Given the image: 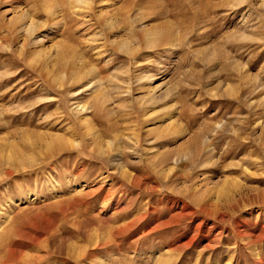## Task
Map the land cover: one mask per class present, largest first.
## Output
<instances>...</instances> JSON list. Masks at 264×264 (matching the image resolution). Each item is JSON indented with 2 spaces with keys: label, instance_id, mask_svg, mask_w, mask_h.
<instances>
[{
  "label": "rangeland",
  "instance_id": "obj_1",
  "mask_svg": "<svg viewBox=\"0 0 264 264\" xmlns=\"http://www.w3.org/2000/svg\"><path fill=\"white\" fill-rule=\"evenodd\" d=\"M42 219L38 264H264V0H0V260Z\"/></svg>",
  "mask_w": 264,
  "mask_h": 264
},
{
  "label": "bare ground",
  "instance_id": "obj_2",
  "mask_svg": "<svg viewBox=\"0 0 264 264\" xmlns=\"http://www.w3.org/2000/svg\"><path fill=\"white\" fill-rule=\"evenodd\" d=\"M88 5V4H87ZM88 7H90L89 5H88ZM22 13V12H21ZM130 13V12H129ZM20 17L19 18H23V17H21V16H23L22 14L21 15H19ZM27 16V15H26ZM18 18V17H17ZM32 18V17H31ZM137 18V15L136 16H134L133 17V15L130 13V14H128V17H127V19H128V22L131 24V26H134V23H135V19ZM15 19V18H14ZM21 20V19H20ZM116 20V19H115ZM17 21V20H16ZM30 21V23L28 24H25L22 28L24 29V32H26V33H28L29 35H32L33 33H35V30H36V28H35V23L33 22V20L31 21V20H29ZM118 21V20H117ZM22 22V21H21ZM24 22V21H23ZM116 22V21H115ZM22 25H23V23H22ZM111 25V24H110ZM114 26V25H113ZM21 29V28H20ZM132 32H135V30H134V28H132L131 29V33ZM150 32V31H149ZM148 32V33H149ZM13 33V32H12ZM145 33V32H144ZM147 33V35L149 36V34ZM136 35V34H135ZM146 35V34H145ZM152 39V38H151ZM123 41V40H122ZM124 45H127L128 47H129V49H130V47L133 45H135V44H131V41H129V39L128 38H126V40L124 39ZM124 45H123V47H124ZM137 45V44H136ZM126 46V47H127ZM127 47V48H128ZM135 47V46H134ZM133 49V48H132ZM133 54V53H132ZM69 78V77H68ZM155 79H157V76L156 77H154V80ZM157 88V87H156ZM153 89H155L154 87H153ZM84 108V106L83 107H81V109H83ZM83 110H85V109H83ZM79 111H81V110H79ZM87 120V119H86ZM90 120V119H89ZM88 120V121H89ZM87 121V122H88ZM86 122V121H85ZM89 122H91V121H89ZM88 122V123H89ZM88 123H86L87 125H88ZM91 125V124H90ZM89 125V126H90ZM92 127V126H91ZM91 130V129H90ZM109 142H110V140H109ZM108 142V143H109ZM100 143H101V141H100ZM76 144H78L77 142H76ZM74 145V144H73ZM108 148V147H107ZM106 148V149H107ZM115 148V147H114ZM110 149V148H109ZM113 148L111 147V150H112ZM107 151H109V150H107ZM105 154V153H104ZM106 154H108V153H106ZM8 160L9 161H11L10 163H12V165L13 166H18L16 163L17 162H14L13 161V159L10 157V155L8 156ZM12 166V167H13ZM123 174L124 175H126V176H130V174H129V172L127 171V170H123ZM131 178V177H130ZM132 180V179H131ZM236 183H238V182H236ZM237 185V184H236ZM209 209V208H208ZM75 215V214H74ZM39 219V218H38ZM39 223H40V220H39ZM39 226V228H40V233H39V235H34V236H30V237H32V240H34L36 243L38 242V240H40V242H38L37 244H39L42 248H43V252L42 253H44L43 255H39V256H30V255H26V254H23L22 252L23 251H18V250H16V249H11L8 245L7 246H5V253H4V256H3V260L1 261L2 262V264H10L9 262H11V261H16V262H19L20 264L22 263V264H35V263H37L38 264V262H40V261H42V260H44V259H46L48 256H49V254L51 253V250H52V248H53V245H52V241L53 240H55V238H56V229H55V223L53 222V221H48V219L47 220H45V219H42L41 220V223H40V225H38ZM29 230V229H28ZM90 230V229H89ZM121 230V229H120ZM114 231V230H113ZM8 234V233H7ZM11 234V233H10ZM101 235H102V233H101ZM100 233L98 232V230L96 229V228H92L91 230H90V233H89V237H90V242H91V244L93 243V245L95 244V246L97 245V243L100 241ZM106 235V234H105ZM26 236H27V234H26ZM6 237H7V235H6ZM10 237V236H9ZM103 237H105V236H103ZM112 237V236H111ZM102 240V239H101ZM3 245H5V244H3ZM79 246V245H78ZM40 247V248H41ZM36 249V248H35ZM94 250H96V249H94ZM85 251V250H84ZM40 254V253H39ZM77 255L79 256V257H83V255H84V252H83V250H79V252L77 253ZM78 258V257H77ZM159 258V257H158ZM162 258L163 259H159V260H157V262H156V264H169V260L167 259V258H164L163 256H162ZM170 259V258H169ZM101 261V260H100ZM43 262V261H42ZM105 262V261H104ZM12 263V262H11ZM106 263V262H105ZM98 264V263H97Z\"/></svg>",
  "mask_w": 264,
  "mask_h": 264
}]
</instances>
